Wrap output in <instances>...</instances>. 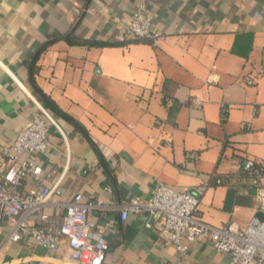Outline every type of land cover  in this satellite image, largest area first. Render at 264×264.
<instances>
[{
  "label": "crops",
  "instance_id": "0c3cea01",
  "mask_svg": "<svg viewBox=\"0 0 264 264\" xmlns=\"http://www.w3.org/2000/svg\"><path fill=\"white\" fill-rule=\"evenodd\" d=\"M142 2L160 37L117 44ZM39 106L68 138L51 128L52 163L40 162L49 187L67 170L53 223L77 194L122 206L159 184L195 193L200 218L217 228L263 218L239 168L264 162V0H0L3 146ZM90 217L110 244L104 264H229L206 241L179 256L145 215ZM8 232L0 224V264H77L66 241L58 252L32 239L3 245Z\"/></svg>",
  "mask_w": 264,
  "mask_h": 264
},
{
  "label": "built area",
  "instance_id": "2783aa9c",
  "mask_svg": "<svg viewBox=\"0 0 264 264\" xmlns=\"http://www.w3.org/2000/svg\"><path fill=\"white\" fill-rule=\"evenodd\" d=\"M159 37L149 5L142 2L133 12L125 32L115 41L127 45ZM247 83L254 85L255 82ZM51 128L68 146V138L58 122L41 106L13 144L0 143V163L5 164L0 178V224L5 222L9 227L3 245L32 239L37 246L58 252L66 241L75 263L104 264L110 244L105 234L97 232L90 216L119 209L123 222L130 214L147 216L145 228L154 231L158 240L171 246L179 256L188 252L189 245L206 241L218 254L227 257L229 264H264V162L247 160L239 168L240 175H246L249 180L263 213L262 219L254 218L245 230L234 223L220 228L207 224L200 218V200L195 193L176 192L165 184L157 185L149 198H134L122 206L104 203L101 199L84 203L83 196L77 194L71 203L64 205V221L56 224L48 209L60 205L55 198L60 195L59 187L67 170L54 186L46 185L40 162L45 159L52 163ZM217 184L225 185L227 179L218 177ZM33 218L37 219L34 223Z\"/></svg>",
  "mask_w": 264,
  "mask_h": 264
},
{
  "label": "trees",
  "instance_id": "16d2710c",
  "mask_svg": "<svg viewBox=\"0 0 264 264\" xmlns=\"http://www.w3.org/2000/svg\"><path fill=\"white\" fill-rule=\"evenodd\" d=\"M40 98L44 102V104L46 105V107H48L50 110L58 113L57 108L54 106V104L49 99L45 98L42 94L40 95ZM245 176L246 175L241 174L239 177H242V178L245 179L246 178ZM220 178H225V177H220ZM229 178H230L229 176H226V179H229Z\"/></svg>",
  "mask_w": 264,
  "mask_h": 264
}]
</instances>
